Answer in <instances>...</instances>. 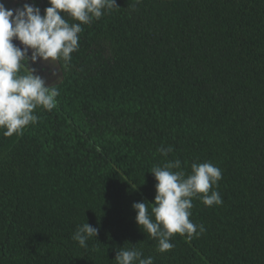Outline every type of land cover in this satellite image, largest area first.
Wrapping results in <instances>:
<instances>
[{"label": "trees", "instance_id": "16d2710c", "mask_svg": "<svg viewBox=\"0 0 264 264\" xmlns=\"http://www.w3.org/2000/svg\"><path fill=\"white\" fill-rule=\"evenodd\" d=\"M116 3L60 62L56 108L0 132V264H115L133 246L153 264H264V0ZM176 159L218 167L223 203L193 199L206 230L159 253L132 205ZM84 223L99 229L87 248Z\"/></svg>", "mask_w": 264, "mask_h": 264}, {"label": "clouds", "instance_id": "9594fccd", "mask_svg": "<svg viewBox=\"0 0 264 264\" xmlns=\"http://www.w3.org/2000/svg\"><path fill=\"white\" fill-rule=\"evenodd\" d=\"M48 4L42 15L39 7L27 3L14 10L0 3V132L5 137L22 135L29 125L35 124L38 108L52 111L57 106V88L47 86L29 64L39 60L61 66L62 61L67 67L72 53L79 48V34L84 26L118 7L116 0H48ZM14 40L23 47L14 44ZM158 151L167 157L173 148ZM190 168V172H185L179 159L152 166L148 172L156 181L154 202L132 205L138 228L157 241L159 253L174 247L171 240L177 234L190 242L206 230L203 224L190 220L193 199H200L207 207L223 203L215 190L222 179L221 170L210 162H193ZM98 231L84 223L77 227L72 239L87 248L86 242L96 238ZM114 261L153 264V257L144 258L135 246L121 247L115 249Z\"/></svg>", "mask_w": 264, "mask_h": 264}, {"label": "rangeland", "instance_id": "374dc122", "mask_svg": "<svg viewBox=\"0 0 264 264\" xmlns=\"http://www.w3.org/2000/svg\"><path fill=\"white\" fill-rule=\"evenodd\" d=\"M2 2V1H1ZM22 3H26L25 1H22ZM5 4V2H4ZM12 4V3H11ZM11 4L6 3L5 7L11 6ZM24 4L20 5H13L14 9L18 7H22ZM14 44H16L19 47H23L20 45V42L17 40L13 41ZM31 52L29 51V55ZM29 67H32L36 70V74L40 75L45 81L47 86H52L55 83H57L62 75L61 67L59 65H53L47 62L37 61L35 64H29ZM55 73V75H54Z\"/></svg>", "mask_w": 264, "mask_h": 264}, {"label": "crops", "instance_id": "0c3cea01", "mask_svg": "<svg viewBox=\"0 0 264 264\" xmlns=\"http://www.w3.org/2000/svg\"><path fill=\"white\" fill-rule=\"evenodd\" d=\"M2 1V2H1ZM22 1H25L27 4H29V5H33V3H32V1L31 0H0V3H3L4 4V2H5V4L4 5H6V3H9V4H11V6H7V7H5L6 9H13L14 10V7H13V5H20V4H24V3H22ZM34 6V5H33ZM61 71H62V69H61ZM62 79V75H61V78H60V80ZM60 80L57 82V83H59L60 82ZM57 83H55V84H57ZM54 84V85H55Z\"/></svg>", "mask_w": 264, "mask_h": 264}]
</instances>
